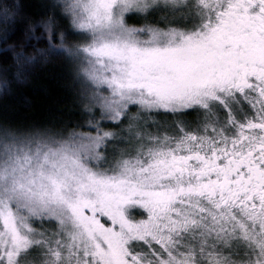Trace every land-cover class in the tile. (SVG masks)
<instances>
[{"label": "snow or ice", "instance_id": "6c2138e0", "mask_svg": "<svg viewBox=\"0 0 264 264\" xmlns=\"http://www.w3.org/2000/svg\"><path fill=\"white\" fill-rule=\"evenodd\" d=\"M9 61L77 119L0 123V264H264V0H0Z\"/></svg>", "mask_w": 264, "mask_h": 264}, {"label": "trees", "instance_id": "16d2710c", "mask_svg": "<svg viewBox=\"0 0 264 264\" xmlns=\"http://www.w3.org/2000/svg\"><path fill=\"white\" fill-rule=\"evenodd\" d=\"M28 10L34 0H19ZM0 68H12V62L0 63ZM0 72V123H8L21 129L53 128L77 119L74 102L75 84L69 69L61 61H54L31 70L23 82Z\"/></svg>", "mask_w": 264, "mask_h": 264}]
</instances>
